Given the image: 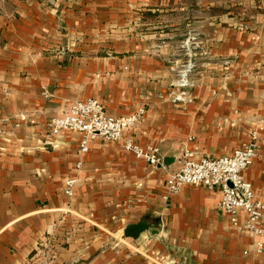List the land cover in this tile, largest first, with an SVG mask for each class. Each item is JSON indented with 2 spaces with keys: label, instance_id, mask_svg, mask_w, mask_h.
I'll return each instance as SVG.
<instances>
[{
  "label": "crops",
  "instance_id": "0c3cea01",
  "mask_svg": "<svg viewBox=\"0 0 264 264\" xmlns=\"http://www.w3.org/2000/svg\"><path fill=\"white\" fill-rule=\"evenodd\" d=\"M189 23L205 49L182 88ZM89 97L117 116L145 107L126 135L162 165L122 140L80 154V133L50 132ZM253 131L243 174L264 201V0H0V264H264V231L233 224L219 188H168L185 148L219 157ZM141 220L150 230L127 237Z\"/></svg>",
  "mask_w": 264,
  "mask_h": 264
},
{
  "label": "built area",
  "instance_id": "2783aa9c",
  "mask_svg": "<svg viewBox=\"0 0 264 264\" xmlns=\"http://www.w3.org/2000/svg\"><path fill=\"white\" fill-rule=\"evenodd\" d=\"M191 44H185L188 60L181 63L178 69L179 77L175 82L178 87L194 85L190 77L195 67ZM175 97L188 98L189 95L185 90H181ZM144 113L145 107H140L126 115H113L106 110L103 102L89 97L74 102L66 112L52 117L48 126L50 132L55 135L62 131L80 133V154L87 152L90 142L95 139L122 140L123 147L133 152L136 158L144 159L158 167L163 161L160 148L156 145L143 147L136 143L131 135H126L128 130L139 123ZM251 135L249 141L243 142L231 153L219 157L199 156L195 150L185 148L183 165L169 174L168 188L169 193L177 192L182 186L189 184L219 188L222 193L219 208L228 214L233 224L261 235L264 231V201L256 196L253 184L243 174L258 156L257 132L253 131ZM80 165L81 161H78L77 167ZM75 186L76 177L68 176L64 181V192L73 196ZM240 212L245 214L242 222L239 219ZM253 246L256 252H264V240H257Z\"/></svg>",
  "mask_w": 264,
  "mask_h": 264
},
{
  "label": "rangeland",
  "instance_id": "374dc122",
  "mask_svg": "<svg viewBox=\"0 0 264 264\" xmlns=\"http://www.w3.org/2000/svg\"><path fill=\"white\" fill-rule=\"evenodd\" d=\"M186 27H187V28H186V31H187L188 33L186 34L185 38H183V40L181 41L180 46H181V48H184L185 51H186V48H185L186 46H185V44H186V43H189V44L192 43V44H191L192 48H193V46H196V47H197V58H198L201 52L204 53V52H203V49H205V48H204V43H203L202 40L199 39V37H198V33H197V37L194 35L193 32H195V30L192 29L190 23L187 24ZM193 51H194V48H193ZM187 56H188V55H187ZM195 57H196V52L194 51V55H193V57H192V58H193V61H194V63H195V67H194V69L196 68V65L198 66V61H197V63H196ZM186 61H187V60H186ZM186 61H185V62H186ZM194 69H193V70H194Z\"/></svg>",
  "mask_w": 264,
  "mask_h": 264
},
{
  "label": "water",
  "instance_id": "95a60500",
  "mask_svg": "<svg viewBox=\"0 0 264 264\" xmlns=\"http://www.w3.org/2000/svg\"><path fill=\"white\" fill-rule=\"evenodd\" d=\"M151 224L145 220L127 226L124 233L127 237L137 239L143 232L150 230Z\"/></svg>",
  "mask_w": 264,
  "mask_h": 264
}]
</instances>
